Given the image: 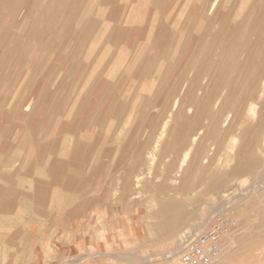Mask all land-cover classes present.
Returning a JSON list of instances; mask_svg holds the SVG:
<instances>
[{
	"label": "rangeland",
	"instance_id": "obj_1",
	"mask_svg": "<svg viewBox=\"0 0 264 264\" xmlns=\"http://www.w3.org/2000/svg\"><path fill=\"white\" fill-rule=\"evenodd\" d=\"M5 164L21 263L165 264L173 213L264 230V0H0Z\"/></svg>",
	"mask_w": 264,
	"mask_h": 264
},
{
	"label": "crops",
	"instance_id": "obj_2",
	"mask_svg": "<svg viewBox=\"0 0 264 264\" xmlns=\"http://www.w3.org/2000/svg\"><path fill=\"white\" fill-rule=\"evenodd\" d=\"M7 165H0V252L4 250V247H8L10 255L7 258L15 255L19 257L16 261L13 259L11 264H39L40 260L35 258L34 249L31 251V258L27 257L24 260L25 263H21L19 243L23 235L18 230V204L21 206L23 203L30 204L31 195L19 194V197L17 196L14 170L9 169V165L6 168ZM30 240L33 242V238ZM95 245L97 246L96 242L91 247ZM221 252L225 253V256L218 264H264V230L227 232L222 238ZM62 253L63 251H60V256ZM46 255L42 261L48 259ZM91 257L94 259L95 256ZM51 258L49 255L48 264H51ZM69 259L70 264H78L76 256Z\"/></svg>",
	"mask_w": 264,
	"mask_h": 264
},
{
	"label": "built area",
	"instance_id": "obj_3",
	"mask_svg": "<svg viewBox=\"0 0 264 264\" xmlns=\"http://www.w3.org/2000/svg\"><path fill=\"white\" fill-rule=\"evenodd\" d=\"M220 219L213 226L201 228L192 237L184 240L177 260L178 264H216L220 260V246L224 235L234 227Z\"/></svg>",
	"mask_w": 264,
	"mask_h": 264
},
{
	"label": "bare ground",
	"instance_id": "obj_4",
	"mask_svg": "<svg viewBox=\"0 0 264 264\" xmlns=\"http://www.w3.org/2000/svg\"><path fill=\"white\" fill-rule=\"evenodd\" d=\"M113 0H111V2H112ZM178 1V0H177ZM193 1H195V0H193ZM95 2V1H94ZM92 3V2H91ZM109 3V2H108ZM197 3V2H196ZM241 3V2H240ZM243 3H245V2H243ZM247 4V3H246ZM109 5V4H108ZM194 6V5H193ZM85 7V6H84ZM93 7V6H92ZM95 7V6H94ZM178 8L180 9V7L178 6ZM191 8V7H190ZM94 10V9H93ZM194 10V9H193ZM183 11H184V13H185V9H183ZM243 11H244V9H243ZM176 12H177V10H176ZM182 14V13H181ZM189 15V14H188ZM240 15V14H239ZM180 16V15H179ZM237 17H238V15H236ZM189 17V16H188ZM236 19V18H235ZM238 19V18H237ZM236 19V20H237ZM187 20V19H186ZM185 20V21H186ZM190 21V20H189ZM23 23V22H22ZM80 24V23H79ZM171 25V24H170ZM18 25H16V27H17ZM187 26V25H186ZM175 27V26H174ZM183 27V26H182ZM101 39V38H100ZM168 40V39H167ZM166 40V41H167ZM81 41V40H80ZM80 41H79V43H80ZM95 42V41H94ZM99 42V41H98ZM156 43V42H155ZM94 44V43H93ZM97 44V43H96ZM79 45V44H78ZM95 45V44H94ZM113 47V46H112ZM157 47V46H156ZM153 49H155L154 47H152ZM150 49V50H153V49ZM108 49V48H107ZM174 49V48H173ZM171 50V49H170ZM108 54V53H107ZM112 54V53H111ZM149 54V53H148ZM122 55V54H121ZM141 56H143V54L141 55ZM123 57V55L121 56V58ZM148 57V56H147ZM147 57H146V59H147ZM161 58V57H160ZM125 59H127V58H125ZM135 59V58H134ZM138 59L139 58H137V62H138ZM119 60V59H118ZM133 62V61H132ZM161 66V65H160ZM123 68V67H122ZM128 68H130V67H128ZM95 69V68H94ZM127 69V68H126ZM128 74V73H127ZM10 101V100H9ZM91 103V102H90ZM88 105V104H87ZM23 109H21V111H24V112H30L31 111V109H29V107H28V105H24L23 107H22ZM138 109V108H137ZM87 110H88V108H87ZM81 113V112H80ZM20 114V113H19ZM24 114H26V113H24ZM23 114V115H24ZM69 114V113H68ZM70 115V114H69ZM69 115H67V116H69ZM66 116V117H67ZM19 118V117H18ZM226 118V117H225ZM225 118H224V120H225ZM68 119V118H67ZM82 119V118H81ZM83 120V119H82ZM59 125V124H58ZM61 126V125H60ZM60 128V127H59ZM53 131V130H52ZM55 131V130H54ZM50 136V135H49ZM49 141V140H48ZM51 141V140H50ZM53 141H54V139H53ZM52 142V141H51ZM33 144V143H32ZM54 144V143H53ZM50 147V146H49ZM77 147V146H76ZM63 149V148H62ZM66 149H67V147H66ZM44 150V149H43ZM47 150V149H46ZM50 151V150H49ZM63 151H64V149H63ZM29 153V152H28ZM46 153V152H45ZM58 153V152H57ZM70 154V153H69ZM43 155V154H42ZM46 155V154H45ZM50 155H53V152L50 154ZM59 155H61V154H59ZM58 155V156H59ZM63 155V154H62ZM27 156V155H26ZM63 156H65V155H63ZM57 157V156H56ZM60 157V156H59ZM25 158H27V157H25ZM61 158V157H60ZM34 160V159H33ZM63 160H64V158H63ZM43 161V160H42ZM59 161H61V160H59ZM185 161V160H184ZM36 162V161H35ZM58 163V162H57ZM57 163H55V164H57ZM58 165V164H57ZM56 165V166H57ZM10 166V165H9ZM59 166V165H58ZM181 166V165H180ZM55 167V165L53 166V168ZM6 168H8V165H7V167ZM58 167H57V171H58ZM179 169H180V167H179ZM178 169V170H179ZM38 171V170H37ZM61 171V170H60ZM72 172V171H71ZM178 172V171H177ZM62 173V172H61ZM67 173V172H66ZM63 174V173H62ZM69 174V173H68ZM32 175V174H31ZM61 175V174H60ZM38 176V175H37ZM40 176V175H39ZM42 176V175H41ZM72 176V175H71ZM35 177H36V175H35ZM63 179V178H62ZM65 179V178H64ZM175 206V205H174ZM169 211L167 210V212H164V210H162V212L160 213V216H162V214H164V215H166L167 213H168ZM172 216H168V217H164V220H163V223H162V225H160V226H163V228H164V232L166 233L167 231L168 232H170V234H169V238H168V240L167 241H164V239H163V242H164V244H163V246H162V248H163V250L161 251V253L162 254H164L165 255V260H167V262L165 263V264H178V260H177V255H178V253H179V251H180V248L182 247V244H181V241L183 240V238H184V236H185V234H188L189 232H190V230H188V229H186L185 230V232H184V234H182L181 236H180V239L178 240V241H173V239H172V237H176L178 234H179V232H180V230H182V228H185L186 226H187V223H185L184 221H182L181 219V217L182 216H177L176 214H171ZM215 222V221H214ZM209 224V225H208ZM157 225H158V223H157ZM214 225V223L212 224V225H210V223H207V224H205V226H203V228L204 227H210V226H213ZM199 229H201V228H199ZM198 229V230H199ZM184 230V229H183ZM197 230V231H198ZM197 233V232H196ZM194 235V234H193ZM192 235V236H193ZM191 236V237H192ZM190 238V237H189ZM155 239V238H154ZM153 239V240H154ZM157 243V242H156ZM161 243V242H160ZM155 244V243H154ZM158 244V243H157ZM220 254H221V246H220ZM153 256L154 257H157V256H159V254H153ZM152 256H149L147 259H146V261H148V262H150L151 260H152Z\"/></svg>",
	"mask_w": 264,
	"mask_h": 264
}]
</instances>
